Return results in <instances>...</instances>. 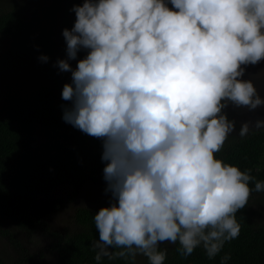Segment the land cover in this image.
<instances>
[{
	"label": "clouds",
	"instance_id": "clouds-1",
	"mask_svg": "<svg viewBox=\"0 0 264 264\" xmlns=\"http://www.w3.org/2000/svg\"><path fill=\"white\" fill-rule=\"evenodd\" d=\"M70 11L66 59L54 65L71 73L62 118L103 141L112 199L94 215L95 260L142 254L164 264L165 242H179L185 258L202 246L213 259L240 235L236 214L250 182L264 191L250 169L215 156L235 130L228 103L264 105L243 79L246 66L264 60V0H83ZM81 49L87 55L73 69ZM249 131L244 123L239 135Z\"/></svg>",
	"mask_w": 264,
	"mask_h": 264
},
{
	"label": "trees",
	"instance_id": "trees-1",
	"mask_svg": "<svg viewBox=\"0 0 264 264\" xmlns=\"http://www.w3.org/2000/svg\"><path fill=\"white\" fill-rule=\"evenodd\" d=\"M62 1L72 6L83 3V0ZM37 18L34 13L31 23L25 25L22 12L17 7L7 6V0H0V52L5 37L27 39L24 46L29 51L27 54L10 50L8 56L12 58L13 53L17 58L15 66L33 71L29 87L23 78L17 77L0 85V241L3 239L22 255L24 252L20 251L14 236L10 237L2 228L3 224L11 223L28 235L40 227L52 239L48 250L54 260L50 264H136L137 257L140 264H149L142 254H137L135 259L103 257L99 262L95 260L99 249L93 244L99 239V233L95 229L94 215L108 206L76 209L72 228L63 232H47L43 220H33L28 215L30 203L37 197H46L58 185L70 184L74 192H78L85 183H107L103 178L105 162L101 159L103 141L83 133L62 118V106H71V101L62 99V89L71 82L63 78L67 72L54 66L58 61L54 60L55 55L39 48L42 32L33 25ZM41 55L47 56L48 61H40ZM215 156L238 166L241 171L250 169L255 180L264 181V128L250 129L243 137L239 133L229 136ZM250 187L253 191L247 205L236 214L241 225L238 238L226 242L213 259L207 257L202 246L185 258L178 251L179 242L174 245L165 242L159 246L160 250H167L164 264H221L226 254L231 257L227 264H264V222L255 221L250 210L253 198L264 196V191L256 192L254 182H250ZM121 250L109 249L111 252ZM23 263L46 264L35 256L12 264ZM0 264H8L2 252Z\"/></svg>",
	"mask_w": 264,
	"mask_h": 264
},
{
	"label": "rangeland",
	"instance_id": "rangeland-1",
	"mask_svg": "<svg viewBox=\"0 0 264 264\" xmlns=\"http://www.w3.org/2000/svg\"><path fill=\"white\" fill-rule=\"evenodd\" d=\"M7 6L17 7L25 19V25L32 21L34 13L38 16L33 24L42 32L39 39V48L43 52H49L55 55L54 60L66 59V42L62 35L65 28L71 30L74 26L76 16L70 11L73 6L62 0H7ZM37 39V38H36ZM25 38L13 36L5 37L1 41L0 52V85L5 81L17 80L23 78L27 87L31 84L33 71L31 68L15 66L13 57L14 52H21L22 55L29 52L24 48ZM10 50H13L12 58ZM87 55V50L81 49L77 54V59L69 63L75 69L77 61ZM13 60V61H12ZM17 77V78H14ZM66 82H71V73L67 72L63 76ZM245 80H251L257 89L258 94L264 99V60L256 65L246 66L243 76ZM230 121L235 124V130L229 136H235L240 132L241 126L248 123L250 129H255L258 120H264V105L249 110L245 107H237L231 102L223 109ZM107 183H85L78 192H74L70 184L64 183L51 189L46 197L35 198L28 207V215L33 220H43L47 225V232H63L70 230L73 223V215L78 208H96L98 206H110L112 199L111 193L106 192ZM253 218L257 222H264V196L253 198L250 207ZM9 232L10 237L14 236L20 251L24 254L16 253L12 246L0 241V253H3L4 259L8 264L21 260L22 258L32 259L40 257V260L46 264L52 263L54 257L49 252V244L52 239L42 228H36L31 234H24L11 223H4L2 227ZM162 245V244H161ZM21 256V257H20ZM23 256V257H22ZM136 264L142 263L137 257ZM27 264V263H23Z\"/></svg>",
	"mask_w": 264,
	"mask_h": 264
}]
</instances>
